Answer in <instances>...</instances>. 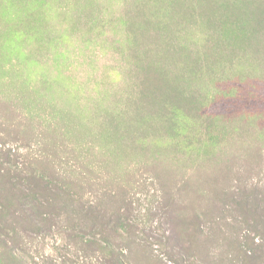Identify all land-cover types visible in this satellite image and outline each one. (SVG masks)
<instances>
[{"label": "rangeland", "instance_id": "374dc122", "mask_svg": "<svg viewBox=\"0 0 264 264\" xmlns=\"http://www.w3.org/2000/svg\"><path fill=\"white\" fill-rule=\"evenodd\" d=\"M264 264V0H0V264Z\"/></svg>", "mask_w": 264, "mask_h": 264}, {"label": "trees", "instance_id": "16d2710c", "mask_svg": "<svg viewBox=\"0 0 264 264\" xmlns=\"http://www.w3.org/2000/svg\"><path fill=\"white\" fill-rule=\"evenodd\" d=\"M118 262H120V264H124V263L121 261V259H118Z\"/></svg>", "mask_w": 264, "mask_h": 264}]
</instances>
